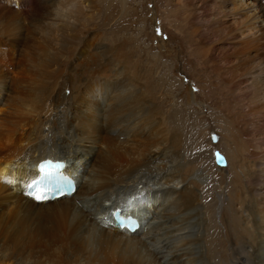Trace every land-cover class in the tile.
<instances>
[{
  "label": "bare ground",
  "instance_id": "obj_1",
  "mask_svg": "<svg viewBox=\"0 0 264 264\" xmlns=\"http://www.w3.org/2000/svg\"><path fill=\"white\" fill-rule=\"evenodd\" d=\"M49 1L0 0L1 244L12 249L21 242L43 258L60 254L62 264H264V135L260 134L264 113L255 114V109L253 113L245 103L264 102V56L256 52L264 49V41L258 43L264 36V0H213L208 14L207 0H190L196 4L193 18L203 42L210 41L214 27L229 21L234 26L233 46L245 43L248 48L245 66L225 79L231 100L240 106L238 121L243 125L235 132L234 125L225 122L220 130L231 175L226 181L203 163L191 165L193 155L185 145L190 141L183 137L188 114L175 107L177 118L171 113L160 117L149 71L138 67L137 57L131 60L121 46L108 41L98 44L79 77H71L76 71H70L69 94L58 92L52 104L62 108L49 119V135L35 133L37 126H43L35 116L39 100H26L21 87L33 69L32 61L27 62L29 71L25 53L18 56V52L22 46L25 52L28 43H59L60 36L52 29L56 20L46 22L44 17ZM52 1L51 11L68 20L82 7ZM25 3L29 8L24 9ZM19 5L24 10L16 8ZM241 7L246 13L240 12ZM240 13L239 21L235 18ZM18 14L24 18L18 19ZM97 53L99 62L93 59ZM236 57L235 62L243 61ZM215 60L219 69H225L223 56ZM162 105L167 107V102ZM201 141L194 139L199 150L193 153L209 158L214 147L207 142L204 148ZM44 159L62 164L59 171L74 183L71 193L36 201L26 192ZM215 169L223 173L227 168ZM115 216H131L137 227L128 232Z\"/></svg>",
  "mask_w": 264,
  "mask_h": 264
},
{
  "label": "rangeland",
  "instance_id": "obj_2",
  "mask_svg": "<svg viewBox=\"0 0 264 264\" xmlns=\"http://www.w3.org/2000/svg\"><path fill=\"white\" fill-rule=\"evenodd\" d=\"M66 1H68V3L72 1L77 5V8L82 6L80 10L79 8H76L77 10H75L72 16L69 17V19L71 20L74 17V19L72 20L73 22H71V20H68V17H61L54 11H51L54 10L53 8L55 7L53 6L52 0H50L49 4H47V6L50 7L49 14L47 16L44 15L46 19L48 18L46 22H50L52 19L56 20V24L58 25L55 24L56 27L53 26L52 29H54L55 32H58L57 34L60 36L59 43L47 44L41 43V41L37 40L39 42L34 45L28 43L25 52L24 46H22L18 52V56L19 54L20 56H24L25 53L26 56L24 57H26L27 67L29 64L31 65V63H29L30 60L32 61V65L36 64L37 66L36 67L31 65V67H33V69L30 68L31 71L29 70V67L27 69V67L24 66L27 70L30 71V73H28V77L26 76L25 80L21 82V87L24 89V94L26 92V100H29L33 97L35 100H39V107L36 108L37 112L39 113L35 114V116L41 119V121L43 122V126L42 128L40 126H37L38 130L36 128L35 133H38L39 135H49V132H47L46 130V126L51 124L52 121L50 120L53 119L52 116H54V114L59 112V110H61L62 108H52V104L58 92H61L62 94L65 93L66 95L69 94L70 89L66 88L68 87L66 82H70V80L68 81L71 74L70 71H76L75 74H71V77L74 75H77L75 78L79 77V74H81L84 70V62L91 63L89 62V59L91 60L90 56L94 55V53L96 52L95 48H97L98 44H102L108 41L110 44L115 43V45L121 46L123 51L122 53L128 54L131 60L137 57L138 67L143 70L145 69L149 71L148 74L150 76V81L152 82V88L154 91H152V96L155 99L157 107H160H158L160 117H163L164 114L169 116V114L171 113L173 114L172 116H176L177 118V115H179L177 114V110L178 112L180 111V109L178 108H181V110L183 109L186 115L188 114V118L190 119L187 126L184 128L185 131H183V137L185 138V141H190L187 144L185 143V145H187V149L189 148L187 150V153H189L191 156H194H192L191 165L198 166L199 163H203L208 169L212 168V171L215 174H223L224 176L222 177L225 178V181L226 179L228 180L231 175L228 170V159L226 160L227 156L224 150V144L220 142L222 138V132L220 130L224 128L225 122L234 125L233 129L235 132H240V128L243 125L241 126V124H239L242 121H238L241 117L240 106L235 103V101L231 100L229 90L230 88H228V85L225 82L228 80L227 78L231 79L232 76H235V73L237 74L238 71L243 68L242 66H245L248 50L245 43L233 46L232 43L235 38L232 31V27H234L232 26V23L228 21L220 26L214 27V30L212 32L213 35L211 34L210 36V41L208 43H205L201 39L200 31L197 29L195 20L193 18V9L196 4L192 5L190 0H81V2L80 0ZM207 1V7H205L204 10L205 13L208 14L213 10V0ZM21 5L26 6L24 7V9L29 8L27 3ZM21 5L16 8L22 9ZM242 8L243 7H241L240 12L246 13V11ZM78 10L79 12H77ZM46 11H48V9ZM52 12L55 13L56 16L53 17ZM241 13L240 16H238V14L236 15L237 17L235 16L236 20H241ZM17 16L18 19L24 18L20 14H18ZM75 17H78L77 21ZM234 25H236L235 22ZM221 26H223V28ZM58 30H60L61 32ZM22 35H24V32L22 33ZM61 36H64V38ZM67 36L69 37V39ZM36 37H38L39 39L43 38L38 33L36 34ZM71 39H74V41H72ZM70 40L72 41V43H70ZM62 41L63 43H61ZM262 41H264V36L259 38L258 43ZM74 45L75 47H72ZM47 47H49L50 50L49 48L47 49ZM40 49L42 52L40 51ZM28 50H30L31 53ZM256 52L257 54H261L264 56V49ZM219 55L223 56L224 61L226 62L224 65L225 69L223 70L219 69L216 64L218 61L215 60V57H219ZM27 56L29 57L27 58ZM236 56L243 59V61H240L242 62V65H240V62H235V59L237 58ZM38 57L42 58L43 60H40V58ZM95 57H93L94 61L99 62L101 56H99V54L97 53V56ZM157 57L159 58V60L162 58L160 62ZM168 57L170 58V60L167 61L166 59H169ZM37 58L40 62L37 61ZM34 59L39 63H37ZM48 60L50 61L48 62ZM164 60H166V62ZM158 62L159 65H155L156 63L158 64ZM168 62L171 64H169ZM2 69L4 70V68ZM36 71L38 73H35ZM164 75H166V78H164ZM167 75L169 78L167 77ZM29 77L30 79H28ZM26 79H28V83ZM211 80L213 83L211 82ZM29 81H32V83H30ZM179 81L181 84L179 83ZM24 83H26L27 85ZM29 83L30 85H28ZM51 83H53V85ZM197 83H199V86H197ZM179 86L181 87V89ZM200 86L202 88L206 87V89H202ZM45 90H47V92H45ZM30 94H32V96ZM64 102L66 105L68 100H64ZM165 102H167V107L162 105ZM246 102L247 107L251 106L252 112L255 109V114L257 111V114L264 113V102L255 100V102L253 101L249 104V102L245 100V103ZM245 106L243 108L244 112H246L245 109L247 110ZM175 107L177 110L175 109ZM0 108L2 109V107ZM167 112L168 114H166ZM203 132L206 135H204ZM263 132L264 127L260 131V134L262 133L261 137L264 135ZM213 133L217 135L214 141L211 139V134ZM198 138L202 139L201 142L202 145H204V148H206L205 144L209 142L210 146L212 145V147H214L213 151L217 150L223 156L225 161L224 164H222L221 166L216 164L213 152L212 155L208 154L209 158L207 156L198 158V153H193L194 150H199L196 143H193L194 139H196L197 142ZM257 143L259 144V146L261 145V142ZM194 162L197 164H195ZM212 163L213 166L211 165ZM218 167L227 169L223 173H221L215 169H218ZM1 243L3 242L0 241V264H25L27 261L35 260H38L41 263H46V260H48V264H53L54 262L57 264L63 263V256L60 254H56L57 256L54 255L50 258H43L42 256H37L39 255L37 253H32L24 249V245L21 242L12 249L10 247L3 246ZM224 252L225 251L223 247H220V253L223 254ZM38 257L39 259H37ZM56 257H58L59 259ZM50 259H53L52 263L50 262Z\"/></svg>",
  "mask_w": 264,
  "mask_h": 264
},
{
  "label": "water",
  "instance_id": "obj_3",
  "mask_svg": "<svg viewBox=\"0 0 264 264\" xmlns=\"http://www.w3.org/2000/svg\"><path fill=\"white\" fill-rule=\"evenodd\" d=\"M211 139L214 141L216 139V136H214L213 134H211ZM213 154H214V158H215V162L216 164L218 165H222L224 164V158L223 156L217 151V150H214L213 151Z\"/></svg>",
  "mask_w": 264,
  "mask_h": 264
},
{
  "label": "snow or ice",
  "instance_id": "obj_4",
  "mask_svg": "<svg viewBox=\"0 0 264 264\" xmlns=\"http://www.w3.org/2000/svg\"><path fill=\"white\" fill-rule=\"evenodd\" d=\"M30 195H32V194L30 193ZM35 199H36V200H44V199H47V197L42 196V195H40V194H35Z\"/></svg>",
  "mask_w": 264,
  "mask_h": 264
}]
</instances>
